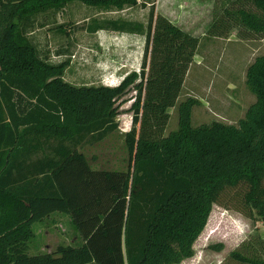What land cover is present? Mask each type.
Segmentation results:
<instances>
[{
	"label": "trees",
	"instance_id": "16d2710c",
	"mask_svg": "<svg viewBox=\"0 0 264 264\" xmlns=\"http://www.w3.org/2000/svg\"><path fill=\"white\" fill-rule=\"evenodd\" d=\"M68 1L0 0V264H177L192 256L211 205L227 206L221 196L228 189L242 188L237 213L264 221V54L245 69L254 101L235 124L192 126L197 101L189 97L176 106V128L163 135L196 39L154 14L150 0L140 70L116 86H76L61 78L66 62L40 58L21 30L29 15ZM75 1L104 9L137 2ZM251 3L257 13H237L261 33L264 0ZM130 85L127 166L93 169L81 148L116 130L115 99ZM41 148L48 153L29 160ZM52 212L68 215L81 245L27 254L32 223ZM227 258L264 264V252L233 249Z\"/></svg>",
	"mask_w": 264,
	"mask_h": 264
},
{
	"label": "rangeland",
	"instance_id": "374dc122",
	"mask_svg": "<svg viewBox=\"0 0 264 264\" xmlns=\"http://www.w3.org/2000/svg\"><path fill=\"white\" fill-rule=\"evenodd\" d=\"M211 1V6L203 4L197 9L200 21L175 25L197 43L174 106L166 110L163 135L176 128V106L186 98L197 101L190 109L192 126L211 121L235 124L254 101L245 86L244 73L256 55L264 54V31L247 29L237 12L257 10L251 0ZM149 2L137 0L122 9H104L71 0L61 9L29 15L21 30L40 58L55 64L66 62L61 76L64 81L76 86H111L141 68ZM109 21L122 26V31L110 30ZM134 95L130 85L115 99L116 130L81 148L91 168L125 170L127 154L122 134L130 127L129 106ZM150 126H155L154 120ZM47 153V148L33 151L29 160L34 162ZM241 191L228 189L222 194L221 201L227 206L211 205L206 223L192 244V256L177 264H239L227 258L229 251L237 249L245 255L264 252V221L255 212L244 217L233 209L241 207ZM31 231L25 250L29 255L53 253L58 245L77 247L82 243L68 215L60 212L32 223Z\"/></svg>",
	"mask_w": 264,
	"mask_h": 264
},
{
	"label": "crops",
	"instance_id": "0c3cea01",
	"mask_svg": "<svg viewBox=\"0 0 264 264\" xmlns=\"http://www.w3.org/2000/svg\"><path fill=\"white\" fill-rule=\"evenodd\" d=\"M154 12H158L162 17L166 18L173 25H179L189 22H198V16L201 12L197 9L203 6H211V0H154ZM146 8L148 9V3ZM186 31L185 29H183Z\"/></svg>",
	"mask_w": 264,
	"mask_h": 264
},
{
	"label": "clouds",
	"instance_id": "9594fccd",
	"mask_svg": "<svg viewBox=\"0 0 264 264\" xmlns=\"http://www.w3.org/2000/svg\"><path fill=\"white\" fill-rule=\"evenodd\" d=\"M118 84V83H117ZM117 84L111 85V86H116Z\"/></svg>",
	"mask_w": 264,
	"mask_h": 264
}]
</instances>
